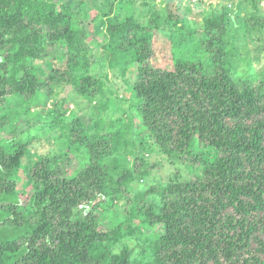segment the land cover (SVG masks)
Segmentation results:
<instances>
[{"label":"trees","instance_id":"trees-1","mask_svg":"<svg viewBox=\"0 0 264 264\" xmlns=\"http://www.w3.org/2000/svg\"><path fill=\"white\" fill-rule=\"evenodd\" d=\"M80 7L77 0H0V131L10 123L5 104L21 106L53 87L96 99L102 113L91 123L96 134L60 113L40 122L66 131L82 159L75 170L67 151L29 165L24 206L16 188L35 138L0 144V264H264V67L257 81L233 73L228 12L205 20L194 58L163 72L149 64L159 26L119 20L109 5L97 15L101 25L88 29V8ZM238 18L243 41L264 50L261 0H243ZM94 34L100 43L88 41ZM55 49L63 55L51 57ZM124 54L136 76L121 113L127 120L106 123L107 105L120 101L108 98L114 92L92 67ZM46 59L44 74L36 62ZM127 130L176 173L148 184L159 164L139 150L126 163ZM112 208L122 219L99 230L104 217L96 210ZM158 225L162 235L152 233Z\"/></svg>","mask_w":264,"mask_h":264},{"label":"rangeland","instance_id":"rangeland-1","mask_svg":"<svg viewBox=\"0 0 264 264\" xmlns=\"http://www.w3.org/2000/svg\"><path fill=\"white\" fill-rule=\"evenodd\" d=\"M77 1L79 5L81 3L80 8L82 6L83 8H88L87 19L84 18V24L87 25L85 27L88 29H91L92 24L101 25L99 22L100 18H97V15L107 14L109 5H112L113 15L117 16L119 20L133 16L143 26H159L160 31L158 33L155 32L151 39L153 54L149 59V64L154 69L163 72L172 71L177 60L194 58V44L204 30L205 20L213 16H219L224 11H227L228 17H231V24L226 36L228 39L226 50L231 60L230 62L235 68L233 73H238L240 77L257 81V75L264 67V50L257 52V48L258 50L261 48L251 46L247 41H243L242 26L238 20V7L243 0H93L94 6H91V0ZM261 10L264 15V0H261ZM192 32H194V35L190 36ZM92 39L100 43L102 35L94 34L89 37L88 41ZM258 45L264 46V39ZM92 46L93 49L97 48L95 45ZM55 52L51 53V57L63 55L58 49H55ZM94 52L95 55H103L99 50ZM257 55L259 62L254 60ZM48 61L46 59L43 62H36L44 74L49 72L46 68ZM109 61L112 62L114 68L109 64ZM109 61L106 58L99 59L92 67L93 73L104 81L106 90L110 88L109 90L114 92V95L108 96V98H116V100L120 101L115 106L112 103L107 105L103 114L106 123L110 119L120 118L127 120L126 116L128 115H123L122 118L121 113L129 109L128 106L131 104V98H129L130 84H133L136 80L135 66L130 65L129 54L111 58ZM121 67L125 68V71L120 75L119 70L122 69ZM105 76H107V79H104ZM97 105L96 99L90 100V98L80 97L68 85L53 87L52 92L48 96L40 94L36 98L25 101L21 106L15 107L13 101L5 104V107H8L10 111L8 116L10 123L0 131L1 146H15L18 142H24L32 137L35 138L29 149L31 157L26 165L24 162L23 170L20 172V182L16 188L20 191L19 201L21 205L24 206L29 202L28 199L31 193V187L26 182L25 176V174L28 175L26 168H29V165L35 164L41 158L61 155L67 151L66 154L69 156L68 159L70 161L68 167L71 170H75L79 167L80 163L78 161L82 159L81 156L76 157L79 153L74 147L69 148L70 146H75L73 144L76 143L72 144L69 142V138L66 139V131L61 129L52 131L45 128L40 122L43 120L50 121L51 119L46 118V116L54 117L57 113H60L61 115L64 114V119H67L68 122L74 117H78L82 121L81 123L85 125V129L90 133L96 134L90 128L92 127L91 123L98 117ZM123 124L127 126L128 123L123 121ZM10 126H13L12 129ZM129 132L130 130H127L125 133L124 145L126 147H123L125 149L123 153L127 155V153L132 154V150H139V155L147 159L149 163L154 164L157 162L159 164L153 170L148 184L157 181L164 183L172 174L176 173V170L166 165L161 156L142 149L143 146H141L140 141H137L135 134L132 133L130 135ZM67 140L69 146L65 148ZM130 140L134 143L130 142ZM126 157V163L131 164L133 158L128 155ZM69 173L70 170H68L67 175ZM116 209L112 208L108 212H105L104 209L103 211L96 210L97 217L100 220L104 217L103 222L99 224V230L107 231L115 225L116 219H122V215L116 214ZM152 233L162 235L161 226L154 227ZM127 244L132 246L134 242L128 241Z\"/></svg>","mask_w":264,"mask_h":264}]
</instances>
